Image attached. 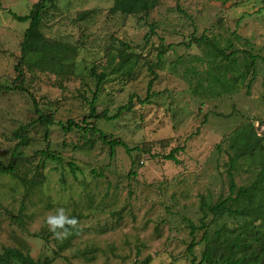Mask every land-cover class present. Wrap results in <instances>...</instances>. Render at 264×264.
<instances>
[{
	"label": "rangeland",
	"instance_id": "374dc122",
	"mask_svg": "<svg viewBox=\"0 0 264 264\" xmlns=\"http://www.w3.org/2000/svg\"><path fill=\"white\" fill-rule=\"evenodd\" d=\"M38 1L0 0V85L24 89L0 92L4 164L19 142L13 133L27 126L17 177L0 173V253L19 249L34 260L51 259L49 264H203L201 232L195 233L192 253L187 251L188 222L198 225L201 197L215 203L227 194L233 130L245 122L264 124V63L258 62L249 88L194 94L205 65L195 58L200 49L183 43L191 35L220 44L230 38L236 48L248 42L264 57V0H161L145 22L109 14L112 0H49L41 31L48 40L76 47L74 71L68 76L24 65L16 83L14 67L28 23L12 14L26 15ZM83 12L90 13L85 20L79 19ZM150 24L154 32L145 39ZM121 42L140 54L139 65L130 79L107 75L95 108L112 119L94 123L129 153L121 146L111 149L97 134L62 128L68 120L93 122L87 118L95 89L89 72H108ZM167 45L158 63V49ZM149 67L157 75L150 92ZM39 114L53 122L44 126ZM174 149L178 164L164 158ZM239 165L235 182L246 184L253 169ZM31 179L41 184L33 188ZM58 207L77 219L61 236L45 223Z\"/></svg>",
	"mask_w": 264,
	"mask_h": 264
},
{
	"label": "trees",
	"instance_id": "16d2710c",
	"mask_svg": "<svg viewBox=\"0 0 264 264\" xmlns=\"http://www.w3.org/2000/svg\"><path fill=\"white\" fill-rule=\"evenodd\" d=\"M49 0H41L35 3L28 14L18 16L12 14L18 22L28 23L24 30L22 41L20 43V55L18 65L14 67L16 71V83L21 82V66L35 67L45 72L64 73L70 75L75 68V58L77 56L76 47L63 45L56 41L48 40L41 31L43 15L45 14V4ZM161 0H112V5L108 9L111 15H124L136 17L138 21L145 22L150 13L159 5ZM89 12H83L79 19L85 20L89 17ZM85 18V19H84ZM153 25L150 24L149 34L144 38L147 39L153 34ZM233 37L240 40L238 36ZM190 48L196 46L200 49L201 56L195 57L198 63L205 65L203 75L200 77L206 83L202 85L199 81L197 87L193 90L194 94H200L204 89H208L210 95L231 94L238 91L240 85L246 84L249 88L255 80L258 62L264 63V57L255 53L253 47L244 43V49L236 48L232 39H227L223 44L207 36L191 38L183 43ZM171 45L158 49L157 61L160 63L166 50ZM140 54L132 47L121 42L117 48L116 62L109 71H98L92 68L89 72L90 77L95 83V89L92 92L91 101H89L88 119L93 122L85 123L84 126L68 120L63 125L66 131L72 127L77 128L85 133L97 134L98 139L110 145L121 146L130 152L129 148L119 141L107 140L106 135L97 129L96 121L111 120L112 117L106 111L97 113L95 105L98 93L104 89L103 83L106 82L107 75L130 79L138 68ZM152 78L148 82L147 91L150 92L153 82L156 79V73L153 68L149 67ZM264 84V83H263ZM200 88V89H198ZM12 89L24 91L19 85L4 87L0 85V92H7ZM130 109L129 106L123 107L122 110ZM117 113L115 118L121 113ZM44 126L50 125L53 119L50 115L39 114L37 118ZM264 124L259 123L255 126L251 122L242 123L232 132V148L235 152L229 158V184L225 197H221L215 203H210L205 197H201L199 210L201 216L198 225L188 222L189 234L191 241L188 244L187 251L192 253L195 241V233L201 232L199 242L205 244L202 260L203 264H264V143L263 132H258L259 127ZM27 130V126H21L18 131L13 133L14 137L19 140L11 154L8 164L0 160V173L17 177V157L19 148L26 143V138L22 133ZM174 149L169 155L165 156L166 160L178 164L174 154ZM42 156L48 160L58 161V157L47 152H42ZM240 162H246L252 168L253 175L246 184L238 185L235 182L233 172L240 167ZM72 172L75 171L73 165H69ZM250 171V169H248ZM41 184L40 180L31 179L33 188ZM26 189L28 192V184ZM229 220V223L226 222ZM232 220V222H230ZM233 221L235 224H233ZM230 227H229V226ZM72 228V227H70ZM69 244V241H67ZM51 259L43 261L34 260L29 256L27 251L19 249L5 248L0 253V264H49ZM192 264H194L192 259Z\"/></svg>",
	"mask_w": 264,
	"mask_h": 264
},
{
	"label": "clouds",
	"instance_id": "9594fccd",
	"mask_svg": "<svg viewBox=\"0 0 264 264\" xmlns=\"http://www.w3.org/2000/svg\"><path fill=\"white\" fill-rule=\"evenodd\" d=\"M45 223L53 235L61 236L66 234L70 227L77 224V219L75 216L69 215L64 207H58L54 214L45 217Z\"/></svg>",
	"mask_w": 264,
	"mask_h": 264
}]
</instances>
